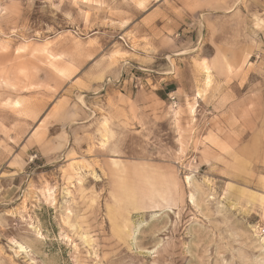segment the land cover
<instances>
[{
    "label": "rangeland",
    "instance_id": "374dc122",
    "mask_svg": "<svg viewBox=\"0 0 264 264\" xmlns=\"http://www.w3.org/2000/svg\"><path fill=\"white\" fill-rule=\"evenodd\" d=\"M0 264H264V0H0Z\"/></svg>",
    "mask_w": 264,
    "mask_h": 264
},
{
    "label": "crops",
    "instance_id": "0c3cea01",
    "mask_svg": "<svg viewBox=\"0 0 264 264\" xmlns=\"http://www.w3.org/2000/svg\"><path fill=\"white\" fill-rule=\"evenodd\" d=\"M204 65V66H203ZM206 68V69H205ZM205 70V71H204ZM209 70H210V68L207 66V64L206 63H202V65H201V71H202V74H203V78H204V81H205V83L207 84V78H206V75H208L209 76V81H210V77H211V74H210V72H209ZM207 72V73H206ZM178 90L179 89H177L176 88V92L178 93ZM172 93H169L170 95L171 94H177L176 92H173V91H171Z\"/></svg>",
    "mask_w": 264,
    "mask_h": 264
},
{
    "label": "bare ground",
    "instance_id": "6f19581e",
    "mask_svg": "<svg viewBox=\"0 0 264 264\" xmlns=\"http://www.w3.org/2000/svg\"><path fill=\"white\" fill-rule=\"evenodd\" d=\"M204 66V65H203ZM206 69V68H205ZM205 71V70H204ZM207 73V72H206ZM206 78H207V83H209V76L206 75Z\"/></svg>",
    "mask_w": 264,
    "mask_h": 264
}]
</instances>
